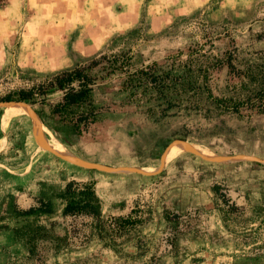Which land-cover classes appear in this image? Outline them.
Segmentation results:
<instances>
[{
    "label": "rangeland",
    "instance_id": "1",
    "mask_svg": "<svg viewBox=\"0 0 264 264\" xmlns=\"http://www.w3.org/2000/svg\"><path fill=\"white\" fill-rule=\"evenodd\" d=\"M3 10L27 35L0 42V97L123 54L130 71L163 75L181 108L161 117L154 91L132 95L125 75L97 69L98 121L60 142L70 159L27 105L0 104V264H264V114L210 97L243 99L264 83V0H24ZM227 53L247 77L218 66ZM71 179L93 183L99 219L62 216ZM37 197L51 214H14ZM133 208L143 222L112 239L106 220Z\"/></svg>",
    "mask_w": 264,
    "mask_h": 264
},
{
    "label": "trees",
    "instance_id": "2",
    "mask_svg": "<svg viewBox=\"0 0 264 264\" xmlns=\"http://www.w3.org/2000/svg\"><path fill=\"white\" fill-rule=\"evenodd\" d=\"M127 55L107 58L102 55L91 58L83 64L62 70L44 81L34 83L30 87L9 91L0 97V104L17 103L26 104L38 116L42 124L47 127L52 135L60 142L67 145L77 143L84 137L98 121L100 109L96 108L92 100V92L103 76H97V69L106 70V75L119 73L125 75L121 89L135 94L141 86L154 91L155 99L165 100L166 106L160 109V116L166 117L167 111L181 107L179 99H170L167 95L169 83L163 75H157L152 67L130 71ZM233 57L227 53L218 64L225 65L228 74L233 78L247 77V74L236 68ZM148 85V86H147ZM58 94V100L50 104L51 95ZM210 97L213 103L221 109L240 113L243 110L255 111L264 114V83L262 86L248 94L243 99ZM47 107V109H45ZM191 105L188 109L197 110ZM214 194L224 203V194L219 185L212 187ZM59 197L65 200L62 209L64 218H93L100 217V204L92 182H79L69 180ZM227 203V202H226ZM231 211L236 210L235 205L230 206ZM13 212L19 217L48 215L53 212L52 203L43 197L34 199V203L27 208L13 206ZM143 219L138 208H133L126 215L111 216L106 220V230L112 239L120 238L130 229L140 225Z\"/></svg>",
    "mask_w": 264,
    "mask_h": 264
},
{
    "label": "crops",
    "instance_id": "3",
    "mask_svg": "<svg viewBox=\"0 0 264 264\" xmlns=\"http://www.w3.org/2000/svg\"><path fill=\"white\" fill-rule=\"evenodd\" d=\"M6 2V5H3ZM4 3H0V13H5L3 9L6 7H17L24 2V0H6ZM26 24H21L16 21L15 18L1 17L0 18V42L9 41L11 37L19 30L20 39H25L27 33L24 29Z\"/></svg>",
    "mask_w": 264,
    "mask_h": 264
},
{
    "label": "bare ground",
    "instance_id": "4",
    "mask_svg": "<svg viewBox=\"0 0 264 264\" xmlns=\"http://www.w3.org/2000/svg\"><path fill=\"white\" fill-rule=\"evenodd\" d=\"M41 129H44V130H46L45 129V127L44 126H41V128H40V132L42 133V131H41ZM47 131V130H46ZM48 133H50L49 131H47ZM42 135V134H41ZM43 139H44V137H42ZM47 141H49V145H50V147H52V148H54V149H56L57 151H59L61 154H63L64 156H66V157H68V158H70V159H73L74 158V156L73 155H71L69 152V150H67L61 143H60V141H58L57 139H53V140H51V139H48ZM168 161H169V159L167 158L166 159V164H168Z\"/></svg>",
    "mask_w": 264,
    "mask_h": 264
},
{
    "label": "built area",
    "instance_id": "5",
    "mask_svg": "<svg viewBox=\"0 0 264 264\" xmlns=\"http://www.w3.org/2000/svg\"><path fill=\"white\" fill-rule=\"evenodd\" d=\"M3 2H5V0H0V3H3Z\"/></svg>",
    "mask_w": 264,
    "mask_h": 264
},
{
    "label": "water",
    "instance_id": "6",
    "mask_svg": "<svg viewBox=\"0 0 264 264\" xmlns=\"http://www.w3.org/2000/svg\"><path fill=\"white\" fill-rule=\"evenodd\" d=\"M4 104H7V103H4ZM26 105V104H25ZM28 106V105H27ZM29 107V106H28ZM30 108V107H29ZM33 112V111H32ZM34 113V112H33ZM35 114V113H34ZM36 115V114H35ZM37 116V115H36ZM38 117V116H37Z\"/></svg>",
    "mask_w": 264,
    "mask_h": 264
}]
</instances>
